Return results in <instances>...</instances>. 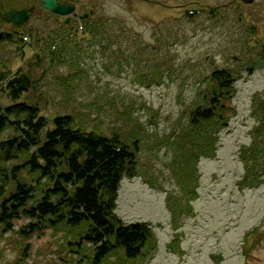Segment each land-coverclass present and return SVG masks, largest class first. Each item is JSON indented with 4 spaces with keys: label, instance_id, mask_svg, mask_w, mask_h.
Returning <instances> with one entry per match:
<instances>
[{
    "label": "rangeland",
    "instance_id": "1",
    "mask_svg": "<svg viewBox=\"0 0 264 264\" xmlns=\"http://www.w3.org/2000/svg\"><path fill=\"white\" fill-rule=\"evenodd\" d=\"M67 1L75 6L67 28L64 17L47 10H34L20 28L0 19V32L12 33L0 42V104L11 102L7 79L26 72L38 79V91L22 99L38 103L41 114L70 112L78 127L136 141V176L121 180L115 214L125 223L148 222L157 250L149 247L133 260L120 250L102 264H264V183L237 185L245 173L239 149L251 143L255 124L251 96H264V60L257 67L264 0ZM33 4L38 6L31 0H0V11ZM91 10L111 22L107 34L117 35L113 43L104 41L103 50L89 44L90 33L79 28L81 13ZM187 11L195 12L192 20ZM136 37H141L137 43ZM154 47L167 68L160 84L147 87L142 75L153 70ZM79 69L76 85L61 84ZM215 69L229 70L235 80L229 126L213 158L186 163L189 115L204 104ZM26 223L21 217L11 230L0 229V264H92L94 248L77 245V229L48 228L24 238L20 229ZM174 238H181L182 254L169 251Z\"/></svg>",
    "mask_w": 264,
    "mask_h": 264
},
{
    "label": "trees",
    "instance_id": "2",
    "mask_svg": "<svg viewBox=\"0 0 264 264\" xmlns=\"http://www.w3.org/2000/svg\"><path fill=\"white\" fill-rule=\"evenodd\" d=\"M195 15L194 11H187L185 16L192 20ZM68 24L72 22L64 20L65 28ZM78 24L90 33L89 44L98 45L101 50L105 48L104 41L113 43L117 39V35L113 34V39L112 34L106 33L113 28L111 22L95 10L81 13ZM118 28L127 31L121 26ZM24 35L27 34L21 33ZM11 38V32H0V42ZM136 38L137 43L141 37ZM59 40L64 44L63 38ZM152 50L153 70L146 78L142 75L147 87L160 84L167 68L166 62L160 59L159 49ZM53 66V63L49 65ZM80 72V69L73 71L61 79V84L76 85ZM210 77L204 104L200 102L190 112L186 125L190 137L186 163L192 158L195 162L201 156L213 158L221 132L229 126L235 80L227 69H215ZM36 82L38 79L26 72L15 74L5 84L11 102L5 106L0 104V229L11 230L13 220L21 217L27 221L20 229L24 238L48 228L77 229V245L87 242L94 248L92 264H102L120 250L129 260L143 256L149 247L155 253L157 241L148 222L125 223L115 214L121 180L136 176L139 152L136 141H125L115 133L108 136L78 127L70 112H60L51 118L41 114L38 103L22 99L32 90L38 91ZM250 115L255 120L249 132L251 143L239 149L245 168L237 182L240 189L264 183V96L261 93L251 96ZM22 174L37 179L33 181L27 175L28 181ZM174 214L177 216L179 212L174 210ZM180 240L174 238L167 244L170 252L183 253Z\"/></svg>",
    "mask_w": 264,
    "mask_h": 264
},
{
    "label": "water",
    "instance_id": "3",
    "mask_svg": "<svg viewBox=\"0 0 264 264\" xmlns=\"http://www.w3.org/2000/svg\"><path fill=\"white\" fill-rule=\"evenodd\" d=\"M38 1L41 3L42 8L57 16L64 17L66 22L69 21L70 15L75 11V6L60 4L59 0H38ZM242 1L247 4H250L255 0H242ZM0 19L4 23L10 24L13 27L20 28L29 19L28 9L10 8L9 10H6L4 12L0 11ZM257 54L259 55L257 67H259L262 61L264 60V46L262 47V50H259L257 52Z\"/></svg>",
    "mask_w": 264,
    "mask_h": 264
},
{
    "label": "flooded vegetation",
    "instance_id": "4",
    "mask_svg": "<svg viewBox=\"0 0 264 264\" xmlns=\"http://www.w3.org/2000/svg\"><path fill=\"white\" fill-rule=\"evenodd\" d=\"M34 3H38V6L37 5H35V4H33L30 8H27L28 9V13H29V17L31 16V14H32V12L34 11V10H38V11H44L45 9L44 8H42V5H41V3L40 2H38L37 0H32ZM59 3L60 4H66V5H71V3L70 2H68L67 0H59ZM38 8H37V7ZM74 6V5H73ZM46 11V10H45ZM46 12H48V11H46ZM51 13V12H50ZM65 22H66V20H65ZM68 23H69V21H68ZM264 46V45H263ZM262 46V47H263ZM262 50V49H261Z\"/></svg>",
    "mask_w": 264,
    "mask_h": 264
},
{
    "label": "built area",
    "instance_id": "5",
    "mask_svg": "<svg viewBox=\"0 0 264 264\" xmlns=\"http://www.w3.org/2000/svg\"><path fill=\"white\" fill-rule=\"evenodd\" d=\"M23 39H24V40H28V36H27V35H24V36H23Z\"/></svg>",
    "mask_w": 264,
    "mask_h": 264
}]
</instances>
